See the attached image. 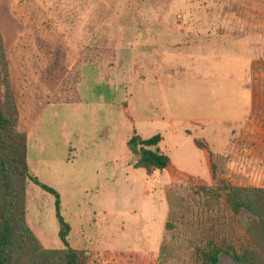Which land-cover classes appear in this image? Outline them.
<instances>
[{
    "label": "rangeland",
    "instance_id": "1",
    "mask_svg": "<svg viewBox=\"0 0 264 264\" xmlns=\"http://www.w3.org/2000/svg\"><path fill=\"white\" fill-rule=\"evenodd\" d=\"M0 35L28 172L58 192L84 264H199L206 237L245 240L251 214L209 188L191 138L223 153L257 99V157L220 177L264 186V0H0ZM77 57L79 100L50 102ZM156 132L177 182L132 165L126 139ZM25 220L42 246H62L53 195L29 179ZM218 264L244 263L220 252Z\"/></svg>",
    "mask_w": 264,
    "mask_h": 264
},
{
    "label": "trees",
    "instance_id": "2",
    "mask_svg": "<svg viewBox=\"0 0 264 264\" xmlns=\"http://www.w3.org/2000/svg\"><path fill=\"white\" fill-rule=\"evenodd\" d=\"M87 58H76L73 77L59 88L57 96L50 102H76L79 95L77 68ZM124 113V112H123ZM125 114V113H124ZM126 115V114H125ZM18 111L11 88L3 41L0 35V264H84V250L68 244L69 224L60 212L58 192L40 182L28 172L26 163V136L17 128ZM161 135L156 132L148 137L130 135L126 144L136 149L134 167H141L145 173L152 169H164L170 182H177L184 173L180 172L166 153L157 145ZM192 144L201 152L212 188L224 192V203L232 212L240 207L251 214L244 227V241L237 245L225 240L206 237L202 244L193 247L199 264H218L220 252L244 264H264V186L229 183L220 177L226 163V155L213 151L208 142L193 136ZM187 176V175H186ZM36 183L53 195L54 216L57 221V236L60 247H44L25 220V186L27 180ZM169 221L165 228H169Z\"/></svg>",
    "mask_w": 264,
    "mask_h": 264
},
{
    "label": "crops",
    "instance_id": "3",
    "mask_svg": "<svg viewBox=\"0 0 264 264\" xmlns=\"http://www.w3.org/2000/svg\"><path fill=\"white\" fill-rule=\"evenodd\" d=\"M255 101L257 103L258 100L257 99L254 100L253 98H251V96H249L248 105H249L250 110L248 111L247 115H243L242 118L240 119V120H243V125L236 128L235 131L231 130L230 134H228L229 135L228 145L222 153V154L226 155V158H227L226 163L222 169V174L226 179H231V176L225 173V169L228 166V164L230 165V163H232V162L235 164L238 162H241V161H238V159L240 157H242V155H244V154H245V159L252 160V159H254V157H257V155H254L255 151L258 152V150L260 149L259 143L261 141V133H260V129L257 125V123L259 121L258 113H259L260 106L256 103L254 104ZM245 118H247V120H245ZM248 121L251 122L252 126H254V124H255V126L254 127H247V123H249ZM247 130H249V133H247ZM245 137L247 138L246 142L250 143L252 141L251 146H253V147H249L247 149L248 151L246 153H244V151H243V150H245V148L244 149L241 148L242 147L241 146L242 139H244ZM241 150L243 151V153L241 152ZM219 153H221V152H219ZM248 153H250V156ZM245 164L249 165V162L248 163L245 162ZM253 164H254V162H252V165ZM257 164L258 163L256 162L255 165H257ZM227 171L231 172L230 169ZM144 173H145V171H144ZM145 174L148 175L147 173H145Z\"/></svg>",
    "mask_w": 264,
    "mask_h": 264
}]
</instances>
